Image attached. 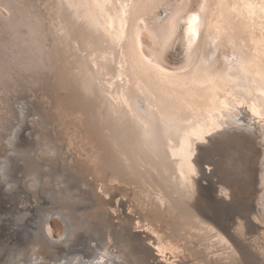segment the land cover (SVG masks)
I'll return each instance as SVG.
<instances>
[{
	"label": "bare ground",
	"instance_id": "obj_1",
	"mask_svg": "<svg viewBox=\"0 0 264 264\" xmlns=\"http://www.w3.org/2000/svg\"><path fill=\"white\" fill-rule=\"evenodd\" d=\"M1 189L0 264H264V0H0Z\"/></svg>",
	"mask_w": 264,
	"mask_h": 264
},
{
	"label": "rangeland",
	"instance_id": "obj_2",
	"mask_svg": "<svg viewBox=\"0 0 264 264\" xmlns=\"http://www.w3.org/2000/svg\"><path fill=\"white\" fill-rule=\"evenodd\" d=\"M214 179H216V177L212 178V180H214ZM202 183L204 185H206V186L208 185L207 184V181L204 180V179H203ZM244 192H246V194L242 193L239 196L240 197L239 200L241 199L243 204L247 202V199L246 198H248L247 191L245 190ZM209 193H210V196H212V197H214L216 195L213 190H211ZM3 197H4V203L1 201V199ZM6 201H8V202H6ZM248 201H249V198H248ZM0 203L3 204L2 207H0V240L3 239V237H4L5 234L8 233V235H9V232H13L16 236L18 235V237H23L30 230V226L33 224L31 221H33V217L32 216H34V213H31V214L29 213V215L26 218L23 219L24 221L23 220H21V221L17 220L15 218V214L17 213V209H18V207H19L20 204L17 203V198H16L15 194L6 193L5 190H3V189L0 190ZM240 203H241L240 201H239V203H237V201H235V203H233V204L231 203V204L228 205L227 203H220L219 204L216 201H213L212 205L209 203V205L207 207V210H208L209 213L211 212V214L213 216H216L218 219H221V218L223 219L224 217L228 216V219L227 220L225 219L223 221V223L224 224H228V223L231 224V222L233 220V217L231 216V214L234 213V211H233L234 208H237L240 205ZM242 203H241V205H242ZM119 207H121V206H119ZM120 209L122 210V208H120ZM125 213H127L126 210H125ZM229 213H231V214H229ZM117 215H116L117 218H114L115 219L114 222L116 221V224L118 222L120 224H122V221H120V220H122V215L123 214L121 212H118ZM29 220H30L31 223L29 222ZM50 222H51V228H52V237H53V239H58L59 236H60V233L62 231V227H61L62 222H61V220H58V219H51ZM120 226L116 225V227H117L116 229L120 228ZM142 231H143L142 229H140V230H136V229L135 230H132V232H137L139 234V236L136 239L137 242L140 241V245H142V246H148V247H152L153 248L154 247V244L152 243V240L153 239L147 238V235L145 233H143ZM148 236H149V234H148ZM246 238L247 239L245 240V243H248L250 241V239L253 238V234H249ZM252 258L251 259L248 258V259H250V261L248 260L250 264L251 263L252 264H262V261L261 262L255 261L256 258H257V256L256 257H252ZM149 260L151 262L153 261L152 259H149ZM159 260L160 261L161 260H164V258H162L160 256L154 262L159 261ZM165 262H166V264H169V263L170 264H176V260L174 261V259H171V261H169V262L168 261H165Z\"/></svg>",
	"mask_w": 264,
	"mask_h": 264
},
{
	"label": "water",
	"instance_id": "obj_3",
	"mask_svg": "<svg viewBox=\"0 0 264 264\" xmlns=\"http://www.w3.org/2000/svg\"><path fill=\"white\" fill-rule=\"evenodd\" d=\"M240 117H244V114H241ZM248 141L252 142L253 140L250 138H247ZM257 155H259V148L257 147L256 150L253 151V154L251 155V157L249 158V162L251 161V159L253 157H257ZM249 170L253 173L252 177H251V183H252V188L250 189L251 194L253 195L255 193L256 190V182H257V172H258V164L257 162H250L249 165ZM248 203H251L252 201H247Z\"/></svg>",
	"mask_w": 264,
	"mask_h": 264
},
{
	"label": "snow or ice",
	"instance_id": "obj_4",
	"mask_svg": "<svg viewBox=\"0 0 264 264\" xmlns=\"http://www.w3.org/2000/svg\"><path fill=\"white\" fill-rule=\"evenodd\" d=\"M196 19L197 18L195 16H193V17L190 18V20L188 22L189 23V30L192 31L193 35H195L196 33H195V31L192 30L191 25H192L193 21H195ZM209 135H211V133H209Z\"/></svg>",
	"mask_w": 264,
	"mask_h": 264
}]
</instances>
